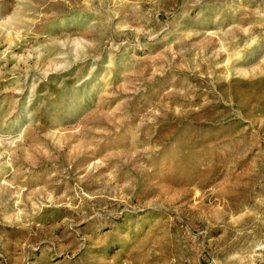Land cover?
I'll list each match as a JSON object with an SVG mask.
<instances>
[{"label": "rangeland", "instance_id": "obj_1", "mask_svg": "<svg viewBox=\"0 0 264 264\" xmlns=\"http://www.w3.org/2000/svg\"><path fill=\"white\" fill-rule=\"evenodd\" d=\"M0 264H264V0H0Z\"/></svg>", "mask_w": 264, "mask_h": 264}]
</instances>
